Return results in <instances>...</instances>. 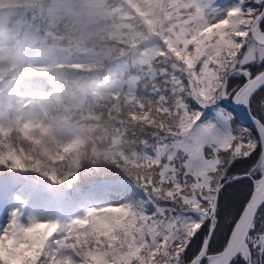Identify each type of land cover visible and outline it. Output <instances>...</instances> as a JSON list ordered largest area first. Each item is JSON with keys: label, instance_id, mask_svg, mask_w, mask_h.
Instances as JSON below:
<instances>
[{"label": "clouds", "instance_id": "1", "mask_svg": "<svg viewBox=\"0 0 264 264\" xmlns=\"http://www.w3.org/2000/svg\"><path fill=\"white\" fill-rule=\"evenodd\" d=\"M243 4L30 0L4 6L0 264H193L186 255L193 237L173 246L164 234L171 217L153 219L149 202L166 201L187 214L171 199L178 186H168L164 170L171 164L175 173L195 175L204 155L213 165L218 150L231 149L211 142L218 133L201 116L238 57L253 49L264 54L253 43L264 44L256 32L264 4L248 0L246 11ZM257 107V118H264V99ZM240 129L248 128L231 126ZM209 171V185L233 190L226 187L234 182L229 173ZM256 175L264 179V167ZM129 185L138 195L120 191ZM243 191L247 203L226 221L233 225L229 245L248 205L264 197V185L256 180ZM114 197L118 202H110ZM220 197L210 230L225 224ZM82 234L92 238L81 240ZM257 243L264 252V240ZM252 251V264H264Z\"/></svg>", "mask_w": 264, "mask_h": 264}, {"label": "snow or ice", "instance_id": "2", "mask_svg": "<svg viewBox=\"0 0 264 264\" xmlns=\"http://www.w3.org/2000/svg\"><path fill=\"white\" fill-rule=\"evenodd\" d=\"M239 3L240 0H238ZM261 3L264 4V0H261ZM247 5L248 0H244V4L241 6L243 11L247 10ZM251 7L254 8L255 5ZM256 32L261 39H264V17L256 22ZM253 43L256 48H264V44H259L256 41ZM230 68L231 77H239L241 82L230 87L229 80L222 79L220 91L217 92L213 100L204 104V107L215 106L221 101L231 99L234 104L242 105L248 109L256 126V133L259 135H253L249 128L231 132V115L224 112L223 109H219L217 116L223 124V130H218L217 126L211 122H209L208 128L215 129L218 133L211 142L223 145L231 144V149L227 155L221 154L222 152L225 153L222 149L218 150L216 163L213 165L207 164L208 157L204 155L201 163L197 165L198 171L195 175L188 169H185L184 172L175 173L171 164H169V169L164 170L168 186L170 188L178 186L171 192V199L179 201L183 208L188 210V213L186 214L174 206L167 207L156 202H149L153 208V219L161 220L171 217L164 234L168 236L173 246L176 243H182L185 236L193 237L186 249L187 256L191 253L188 258L193 261V264H252L253 248L257 249L259 256L264 257V252H259L262 245L257 243V241L264 240V197L254 198L252 203L248 205V211L244 214L245 219L240 222L239 236L232 245L228 244V240L233 225L222 240L218 238L219 227H213L211 230L209 227L214 224L215 215L218 214L215 212L216 194H222L220 183L209 185L210 168H222L229 173L228 179L230 181L236 183L249 181V188L253 186L256 180H259L260 185H264V179H260L256 175L257 170L264 167V118H257L252 103L256 93L260 89H264V54L255 49L250 50L246 59L244 56L238 57L234 67L230 66ZM226 129L230 131L229 135H223ZM246 131L247 134L245 135ZM257 142H259V148L256 147ZM238 145L239 147H237ZM208 147V144L204 145L205 150ZM254 152L258 153L259 159H257V155L254 156ZM245 155L255 158V167H243V177L232 175L229 170L234 169V161L239 160L241 164L249 161V159H245ZM232 185L233 183H229L228 187L231 188ZM247 200L248 197L243 202L241 209ZM158 209H162V213ZM189 214H194L195 218ZM201 224L203 227H200ZM217 245L219 246L217 247ZM226 248L227 251H225ZM221 253H223L222 256ZM176 264H180L179 259H177Z\"/></svg>", "mask_w": 264, "mask_h": 264}, {"label": "trees", "instance_id": "3", "mask_svg": "<svg viewBox=\"0 0 264 264\" xmlns=\"http://www.w3.org/2000/svg\"><path fill=\"white\" fill-rule=\"evenodd\" d=\"M30 0H0V12L3 11L4 6L5 5H10L11 7L15 8V7H19L22 5H25L27 3H29ZM241 82V78L239 77H230L229 78V86H235L236 84ZM142 92V90H138V94H140ZM261 99H264V89H260L256 95L253 97V108L255 113L258 115L259 113V108L257 107L259 101ZM221 103V102H220ZM195 107V105H193ZM221 106L223 107L224 111H226L227 113L231 114L232 120H231V126L235 127V126H240V127H246L252 130L253 135H256V132L252 129L251 126H249L246 122H244L243 120H241L236 113L231 110L229 107H227L226 105L221 103ZM209 111H207L206 109L202 110V116H201V120L202 121H206L209 119ZM222 155H227V153H221ZM255 156V154H254ZM255 162V158H250L249 161L244 162V163H240L239 160L234 161V169H230V173L232 175H237V174H242L243 173V167H248L251 163ZM147 178L145 177V182H146ZM250 184L249 181L245 180V181H241L236 183L235 181L233 182V185L231 186V188L233 189L232 191H225L222 190V194L220 197V201H221V213L224 219V226H222L219 229L218 232V238L219 239H223V237L227 234L228 229L231 227V225H227L226 221L229 217H231L234 212L235 209H239L242 207L243 202L245 201L247 195L244 193L243 189L244 186H248ZM228 187V186H226ZM122 189L127 190L129 192L130 196H136L138 195V193L129 185L126 187H122ZM162 206H167V207H173V205H171L169 202L166 201H161L159 202ZM150 206V205H149ZM148 206V207H149ZM151 207V206H150ZM92 235L88 234L87 236H85L84 234L81 235V240L84 239H91ZM219 245H217L218 247ZM191 253L188 254L187 258L190 257ZM256 253H253V256H255Z\"/></svg>", "mask_w": 264, "mask_h": 264}, {"label": "rangeland", "instance_id": "4", "mask_svg": "<svg viewBox=\"0 0 264 264\" xmlns=\"http://www.w3.org/2000/svg\"><path fill=\"white\" fill-rule=\"evenodd\" d=\"M219 3H221L222 5H225V6H227V5H231V4H235V3H238V0H219ZM222 103V102H221ZM221 103H219L218 105H215V106H209V107H207V108H205L207 111H209V119L208 120H206V121H208V122H211V123H213V124H215L216 126H217V128H218V130H223V124H222V122H221V120L218 118V116H217V111L219 110V109H223V107L221 106ZM223 104V103H222ZM223 111H224V109H223ZM224 112H226V111H224ZM227 113V112H226ZM120 191L122 192V193H126V194H128L129 195V192L127 191V190H124V189H120ZM100 199H104L103 197H100ZM110 202H112V203H116V202H118V198H112V200L110 201ZM78 207V205H73V211H75V209ZM150 207V206H149ZM190 216H192V218H195V215L194 214H189Z\"/></svg>", "mask_w": 264, "mask_h": 264}, {"label": "water", "instance_id": "5", "mask_svg": "<svg viewBox=\"0 0 264 264\" xmlns=\"http://www.w3.org/2000/svg\"><path fill=\"white\" fill-rule=\"evenodd\" d=\"M224 105H226L227 107H229L231 110H233L236 115L241 119L243 120L244 122H246L249 126L252 127V129L256 132V126L254 125L253 123V120H252V116L249 115V111L247 108H245L244 106L242 105H236L234 104L231 99L229 100H226V101H221ZM238 176L239 175H242V174H237Z\"/></svg>", "mask_w": 264, "mask_h": 264}]
</instances>
